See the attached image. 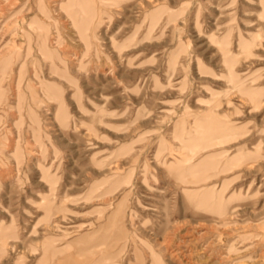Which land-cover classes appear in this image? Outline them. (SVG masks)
Listing matches in <instances>:
<instances>
[{
	"label": "rangeland",
	"instance_id": "obj_1",
	"mask_svg": "<svg viewBox=\"0 0 264 264\" xmlns=\"http://www.w3.org/2000/svg\"><path fill=\"white\" fill-rule=\"evenodd\" d=\"M0 264H264V0H0Z\"/></svg>",
	"mask_w": 264,
	"mask_h": 264
}]
</instances>
